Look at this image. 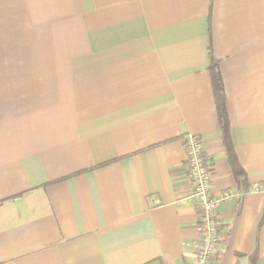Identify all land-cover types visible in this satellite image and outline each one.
Wrapping results in <instances>:
<instances>
[{
  "label": "crops",
  "instance_id": "obj_1",
  "mask_svg": "<svg viewBox=\"0 0 264 264\" xmlns=\"http://www.w3.org/2000/svg\"><path fill=\"white\" fill-rule=\"evenodd\" d=\"M186 133L239 194L211 264H264V0H0V264L190 263Z\"/></svg>",
  "mask_w": 264,
  "mask_h": 264
},
{
  "label": "built area",
  "instance_id": "obj_2",
  "mask_svg": "<svg viewBox=\"0 0 264 264\" xmlns=\"http://www.w3.org/2000/svg\"><path fill=\"white\" fill-rule=\"evenodd\" d=\"M182 143L186 158V183L189 185V193L180 201H194L197 208L195 253L193 260L187 264H211L222 241L217 218L219 205L223 201L237 198L239 194L232 190L213 192L212 173L203 152L200 137L186 133ZM259 190L260 187L257 185L249 189L254 192ZM147 264L160 263L149 262Z\"/></svg>",
  "mask_w": 264,
  "mask_h": 264
},
{
  "label": "trees",
  "instance_id": "obj_3",
  "mask_svg": "<svg viewBox=\"0 0 264 264\" xmlns=\"http://www.w3.org/2000/svg\"><path fill=\"white\" fill-rule=\"evenodd\" d=\"M209 74L211 77V83H212V89L214 92V98H215V106L216 111L218 114L220 126L223 133V138H227V128H228V121H227V111L225 106V92H224V86L222 82L221 72L218 63L211 61L209 65ZM228 151V159L233 165V167L236 166V158L234 153H232V150L230 147H227Z\"/></svg>",
  "mask_w": 264,
  "mask_h": 264
}]
</instances>
